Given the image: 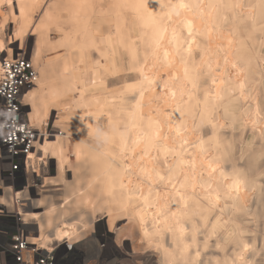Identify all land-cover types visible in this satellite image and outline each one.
I'll list each match as a JSON object with an SVG mask.
<instances>
[{
	"label": "bare ground",
	"instance_id": "1",
	"mask_svg": "<svg viewBox=\"0 0 264 264\" xmlns=\"http://www.w3.org/2000/svg\"><path fill=\"white\" fill-rule=\"evenodd\" d=\"M29 37H35L30 60L37 80L24 104L40 133L27 173L32 170L38 180L47 173H38L39 162L55 161L57 178L45 177L43 184L67 188L61 205L47 204L42 195L43 212L20 209L38 226L33 243L51 250L54 240H84L81 234L94 227L88 217L98 207L107 213L110 230L123 212L148 235L145 221L176 196L182 209L171 221L159 220L170 242L158 249L164 264H177L187 261L189 243L197 253V236L205 233L204 223L194 224L187 213L192 209L185 182L200 186L196 192L211 211L229 199L228 213L246 207L254 188L261 190L251 168L236 169L235 154L242 137L241 160L255 154L259 165L263 156L258 158L256 139L264 133V0H0V54L19 55ZM51 110L59 126L71 122L86 137L74 141L76 166L68 134L49 142L44 132L43 139ZM84 162L91 176L80 181ZM70 168L72 183L65 176ZM98 179L103 206L93 196ZM73 215L80 219H68ZM230 221L219 238L224 248L247 238L236 218ZM215 223L210 237L218 231Z\"/></svg>",
	"mask_w": 264,
	"mask_h": 264
},
{
	"label": "rangeland",
	"instance_id": "2",
	"mask_svg": "<svg viewBox=\"0 0 264 264\" xmlns=\"http://www.w3.org/2000/svg\"><path fill=\"white\" fill-rule=\"evenodd\" d=\"M9 34L10 35L13 34V25L10 26ZM25 44H26L25 50L22 52H18V54H24L26 55V57L31 59L35 46V37L27 38L25 40ZM5 56H6L5 54H0V60L3 59V57L5 58ZM57 115L58 114L56 111L51 110L50 116L46 120L47 126L41 130L43 133V139H45L44 132L47 134L46 137L49 142H56V138L58 135L63 134L64 136H66L68 134V136L70 137V142H69L70 152H72L71 163H73L74 166H76V159L73 156L75 151L74 141L76 138H81L85 140L86 137L84 136L83 133L77 131V129H75V126L71 122H67V123L63 122L61 123L62 125L60 124L59 126L56 118ZM260 134L258 133L256 139V142L259 144V146L257 147L259 152L258 158L260 157V155L261 156L263 155L261 159H258L259 165H257V162L255 160V154L254 155L247 154L244 156L243 160L240 159L242 155V152H240V147L242 146V142H243L242 137H239V140L237 141L238 149L235 154L237 161L236 169H238V167L240 166L242 167L244 166L245 169H248L249 167V171H250L251 168L252 170L251 172L254 171L253 172L254 178L257 179L259 185L262 184L260 191L257 188H254L253 192L255 194L253 196V199L250 203L246 204V207L244 206L240 207V209L237 212L235 211V209H230L231 212L228 213V208H232V205L229 202L230 201L229 199H225L224 201L226 202L224 204L218 202L216 209L214 211H211L209 210L208 207L206 208V205H208L206 202L207 198L197 194V192H199L200 186L197 184L196 189H192L191 188L192 182H189V180L185 182L184 187H186L185 188L186 190L184 194L188 196L187 200L190 202L189 208L192 209L191 212H189L190 210L188 211L187 209V213L188 215L191 214L190 219L194 221V224L198 226L201 224L200 226H202L204 223L203 227L205 226V230H204L205 233L197 236V250H198L197 253L194 252L196 251V248H194L195 245L193 243H189V245L191 244L190 245L191 250L188 255L187 261L183 262L182 259H180V261L177 264H213V262L216 259L231 260L232 262L230 264H246L247 261L248 264H264V153H263L264 133L261 135ZM246 138L247 139L251 138L250 131H248ZM40 158L41 156L38 155L37 161H39ZM46 161L48 160L42 159L39 162V164L35 167L38 173L42 170H47L45 176L39 178L38 180L36 179L34 180L33 178H31L32 170L31 171L28 170L29 174L24 173L25 176L24 180L18 185L17 190H23L25 187L27 188L24 197H22V199L26 200V203H28V205H24L26 207V209L23 211L24 214H26L27 212H43L45 209L41 208L42 206L40 202L43 199V196L47 199L48 202L47 204H49L50 202H54V203L57 202L56 204L61 205L63 203V199L67 191V188H65L66 186L65 184L61 182H56V184L48 183L47 185L48 187L45 184H43L44 183L43 178L47 177L53 179V178H57L58 175L57 172L58 170H57V166L55 165V161H54V165L51 164V162L49 161L46 164ZM86 164L87 163L84 162L83 165H80L81 170L77 174L78 177L82 178L81 180L80 178H78L80 181H82L83 179H89V177L91 176L89 166ZM65 176L66 179L68 180V183L73 182L75 175L73 174L72 168L67 169V173L65 174ZM199 179L200 180L205 179L204 174L200 175ZM98 180H97V184H95V189H94L95 191L93 196H96V202L98 203V206L99 205L103 206L104 197L101 195L99 196V192H100L99 183H101V179ZM140 183L143 184L141 181ZM216 184L219 185V181H217ZM218 187L221 188L223 187V185ZM161 191L163 192V188L161 189ZM13 195L14 193L11 192V195L9 194V196L8 195L1 196L2 197L1 202L4 203L5 205L12 206L10 199L12 198ZM174 197L172 198L173 201L168 203L169 204L167 205L168 207H166L165 205L160 206L161 209L159 208L160 209L159 213L155 214L156 216L155 215L151 216L150 219L145 221V227L150 232L148 235H144L141 230L140 224L134 223L131 219H129V217L124 215L123 212L117 213L116 218L114 220L113 229L110 230V225L108 224L109 217L108 218L106 217L107 213L101 211L97 206L98 211L94 216V218L91 219L92 217L90 216L88 217L90 219V222L93 223L94 227L81 234L85 239L82 241L75 239L72 240L71 242L69 241V243L80 246L79 247L80 252L83 253V257L87 261L86 264H164V260L160 254V250L158 249V247H161L162 242H164V244L166 245L169 244L170 233L163 225V221H159V220L164 217L170 216L168 220L171 221V219H173L175 210L180 208L182 209L181 207L182 205L180 201L176 200L177 199L176 196ZM222 197L225 198L224 195H222ZM3 198L5 199V201L2 200ZM199 202L200 203L202 202L203 204L202 203L200 204ZM256 204L257 206L259 205L258 209ZM186 206L187 204L185 205V207ZM195 208H197V210H195ZM205 214L208 215L206 216ZM203 217L205 218L204 222H203ZM71 218L73 220L80 219V216L73 215L68 217V219ZM231 218L234 219L236 218L239 227H241V230H244L246 232L247 238L243 239L244 241H241V239L232 240V242L228 244L226 248H224L222 246L224 244L222 243V241H220L219 238L223 236L225 229L228 227V225H230ZM157 219L158 221H156ZM22 220L28 225H30L29 231L32 232L31 237L32 238L36 237L38 235L37 232L38 226L36 225V222H32V221L27 222L23 216H22ZM214 223L218 227V231H216V233H213L212 236L210 237L209 233L212 231L211 229L214 226ZM122 227H123V231H122L123 233L121 237H119L117 236V234L119 233V229ZM160 235H162L163 237H161ZM1 236L6 237L5 235H1ZM63 241L54 240L52 244H54L55 242L63 243ZM233 247L234 248L236 247L237 249L236 248L234 249ZM224 253L226 254V256H224ZM2 254H3V264H7V255L5 251H3ZM195 257H199L198 263L196 262Z\"/></svg>",
	"mask_w": 264,
	"mask_h": 264
},
{
	"label": "built area",
	"instance_id": "3",
	"mask_svg": "<svg viewBox=\"0 0 264 264\" xmlns=\"http://www.w3.org/2000/svg\"><path fill=\"white\" fill-rule=\"evenodd\" d=\"M0 65V264L3 251L7 264H86L79 245L55 242L51 250H45L33 243L30 225L22 220L19 210L26 209L23 205L28 203L16 192L27 189L17 190L27 173L28 155L39 134L28 119L24 95L35 86L37 73L24 54L5 57ZM7 188L14 193L12 206L1 202Z\"/></svg>",
	"mask_w": 264,
	"mask_h": 264
},
{
	"label": "crops",
	"instance_id": "4",
	"mask_svg": "<svg viewBox=\"0 0 264 264\" xmlns=\"http://www.w3.org/2000/svg\"><path fill=\"white\" fill-rule=\"evenodd\" d=\"M7 190H11V189L7 188L6 191L4 192L5 195H6L7 192H8ZM20 192H22V193L24 192V194H25L26 189H25L24 191H20ZM16 193H18V192H16ZM24 194H23V195H24ZM22 197H24V196H22ZM24 205H26V204H24ZM24 210H25V209H24ZM24 210H23V211H24ZM19 211H20V210H19ZM20 213H21V212H20Z\"/></svg>",
	"mask_w": 264,
	"mask_h": 264
}]
</instances>
